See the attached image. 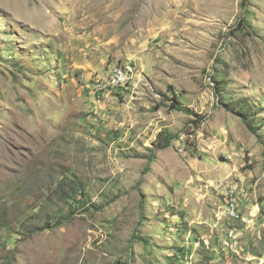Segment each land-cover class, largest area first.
<instances>
[{"label":"rangeland","instance_id":"1","mask_svg":"<svg viewBox=\"0 0 264 264\" xmlns=\"http://www.w3.org/2000/svg\"><path fill=\"white\" fill-rule=\"evenodd\" d=\"M0 264H264V0H0Z\"/></svg>","mask_w":264,"mask_h":264},{"label":"built area","instance_id":"2","mask_svg":"<svg viewBox=\"0 0 264 264\" xmlns=\"http://www.w3.org/2000/svg\"><path fill=\"white\" fill-rule=\"evenodd\" d=\"M134 75L135 67L130 62H126L125 64L117 65L112 68L108 74V77L106 78V81H99L97 86L101 91H111L126 88L130 83H132ZM227 196L228 199L226 213L231 218H238L239 211L237 207L238 200L236 198V194L234 191H229Z\"/></svg>","mask_w":264,"mask_h":264},{"label":"trees","instance_id":"3","mask_svg":"<svg viewBox=\"0 0 264 264\" xmlns=\"http://www.w3.org/2000/svg\"><path fill=\"white\" fill-rule=\"evenodd\" d=\"M215 82L217 83V85H219V83H218V79H216L215 78ZM174 102H176V100H174ZM177 109H179V111H183V109L181 108V107H178ZM246 119V118H245ZM249 128H250V131L252 132V133H254V134H256L257 133V131L251 126V125H249ZM168 147V146H167ZM167 147H165V148H167ZM63 181L64 182H66V179L64 180L63 179ZM63 185V183H61V186ZM59 189H62V187H60ZM71 192L69 193V195H66L65 197H63L66 201H67V199H73V200H76V201H78L79 202V200L80 201H82V199L80 198V197H84L83 195L85 194L86 195V192H83V189H81V187L80 186H78L77 188L76 187H74L73 185L71 186ZM82 205H84V203L82 202ZM65 218H60L59 217V219H58V221H57V223H56V226H60L62 223H63V220H64ZM51 223L50 222H46V224H45V226H47V228L49 227V225H50ZM41 229H43V228H41ZM143 240V239H142Z\"/></svg>","mask_w":264,"mask_h":264}]
</instances>
